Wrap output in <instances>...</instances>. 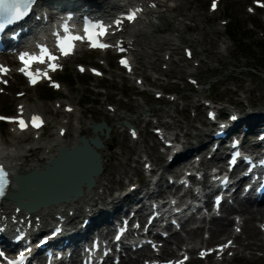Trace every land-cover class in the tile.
<instances>
[{
    "label": "rangeland",
    "instance_id": "obj_1",
    "mask_svg": "<svg viewBox=\"0 0 264 264\" xmlns=\"http://www.w3.org/2000/svg\"><path fill=\"white\" fill-rule=\"evenodd\" d=\"M210 1L190 0L189 7L179 16V19L184 20L189 25L195 26L198 24L200 28H205L209 33L204 34L201 29L199 30L197 28L185 31L182 37L187 39L188 42L180 40L181 48L177 54H173L175 59L181 58L185 60L183 47L190 46L196 55L195 60L198 61L196 64L199 67L193 66L192 62L187 61L191 65L184 68L185 72L180 84H173L172 80H176L173 78L156 84L155 91H176V95L179 97V108L174 109L173 104H167L164 100L157 101L154 92L142 94L141 97L143 99L137 97L139 94H137V89L134 87V82L123 81L119 76L112 78L110 75L111 72L106 75L105 79L81 76L76 70V64L84 63L91 65L97 61L103 62L104 60L98 58L97 54L80 57L71 61L66 68L65 74L58 76V79L61 80L63 86L66 88V92L54 93L47 90L45 86L28 91L27 96H30H26V98L29 99V103L32 105L43 104L47 106L57 101L61 104L65 101V103L75 104L80 109L79 119L81 124L88 125L106 121L112 127L111 138L105 141L106 147L112 146L111 151L108 150V152L117 153L120 156L121 162V165H118L119 161L107 159V164L110 165L109 170L112 172L115 171L112 182L114 188L117 189L119 187L121 191L125 192L130 189L131 184L136 183L139 174L133 173L131 169L135 167L136 163L134 159L139 154L142 157H144V154H147L149 159L153 163H157V165L164 162V160L158 157L159 150L156 149L154 139L150 132L155 127L154 122L157 121V118L160 121L168 122L171 118L167 116V113L177 116L180 124L185 126V131L195 135L199 132L198 129L204 128L203 123L206 119L201 101L204 102L206 99L224 101L230 103L229 106H238L240 110H243L246 104H248L249 98L253 97L258 105L264 108V12H258L257 15H251L248 12V7L253 5V0H223L220 10L214 14V17H210L208 15ZM193 9H197L205 14L206 17L201 23L200 21L191 22L187 20ZM215 27L223 29L221 38L212 32ZM176 34L179 35L178 32L174 33L172 30H164L163 32H156L153 35L159 38L174 36ZM196 38H204L207 41L215 38L216 42L210 45L213 54L204 52L201 43L192 42ZM223 39L227 40L231 46L229 52L230 57L228 59H224L218 54L223 49ZM141 41V44H143L144 42H150L151 39L141 37ZM165 52H162V55ZM96 58H98L97 61ZM158 65L160 67L166 66L164 65V61L158 62ZM112 66V71H118L120 73L113 60H111ZM139 67L137 76L150 84L151 81L147 78L148 69L142 66V64ZM192 71L195 73L194 76L199 80L203 90L196 91L193 88L191 89V86H188L186 78L192 76ZM101 87L105 90H102ZM251 87L254 89L253 92H248V88ZM23 89V86L21 88H12L8 90L7 94L0 95V114L14 115L16 113L19 100L11 101L9 97L11 95L16 97L15 94ZM102 91L106 92L101 94ZM71 98H73V101H71ZM244 98L245 100H242ZM195 100H200L198 102V112L193 107ZM138 101L143 102V110L141 111L136 107ZM185 104H190L192 107H189L188 111L182 110ZM108 105H112L113 109H117L116 113L108 110ZM46 115L48 120L53 122V125H56L58 120L63 119V116L55 115L54 109L47 112ZM119 115L121 116L120 118L118 117ZM224 115L226 114L224 113ZM75 118H77L76 112L73 113V116L70 115L67 120H71L72 124ZM149 119L154 122L147 124L146 120ZM118 122H129L138 125L142 131L141 138L145 140L144 144L146 147L141 149L139 145L137 148H133L128 131L126 129L123 130L121 124ZM10 128L0 125V131H2V135L6 139L9 138V133L12 130ZM56 130V126H49L48 132L46 133L47 135L56 133ZM74 133V131L69 132L66 139L72 138ZM88 136L90 137L92 134L88 132ZM195 143L193 141V144ZM142 150L145 152H142ZM40 155L41 153H38L36 156ZM128 156L130 157V161L127 164L126 158ZM142 157L137 163L140 169L146 160V158L144 160ZM170 175V172L165 174V179H163L164 184L167 183V178ZM120 176L121 184L119 182ZM202 239L203 236L200 235L197 241H202ZM212 241H217V239H213ZM213 243L210 242L209 244L212 245ZM193 264L207 263L194 262ZM223 264H264V260L258 258L256 262L247 263L245 260L237 258Z\"/></svg>",
    "mask_w": 264,
    "mask_h": 264
},
{
    "label": "bare ground",
    "instance_id": "obj_2",
    "mask_svg": "<svg viewBox=\"0 0 264 264\" xmlns=\"http://www.w3.org/2000/svg\"><path fill=\"white\" fill-rule=\"evenodd\" d=\"M151 1L158 3V8L149 10L146 12V14L143 16V22L141 21L140 24L143 25L141 29H134L130 32V39L129 44H132L136 47V50L134 52L136 60L141 61L144 66H151V64H154V71L160 75V77H155V80H159L162 76H168L171 75L174 78H181L184 71L183 69L175 70L172 66L168 70H163L162 68L157 66L158 60L161 61L162 58L160 53L162 51H169V50H178L179 49V39L180 36L174 35L173 37H154L153 33L154 31L147 30L148 27H153L154 29L157 28L161 31L163 30H172L175 32H178L179 34H184L187 30H193L194 28H197L200 30V26L196 24L195 26H189L187 23H185L183 20L179 19L180 14L189 7L190 0H104L100 3L101 7L103 9L107 10H114V11H121L125 7L138 4L148 5ZM174 2V4H169V2ZM205 14L201 13L197 9H193L191 11V14L188 18L190 21H196L200 23L205 18ZM148 19V21H146ZM214 30V28H213ZM201 31L204 34H209L208 31L205 28H202ZM213 32V31H212ZM221 33V31H219ZM140 36L145 37H152V42L147 43L145 46H140ZM196 42H199L203 45L204 52H207L208 54H213L211 51L210 45L215 42V39L212 38L211 40L207 41L204 38H196ZM225 44L228 45V42L225 41ZM227 48V49H228ZM185 49V48H184ZM108 54V53H107ZM106 54V55H107ZM147 54L156 56L157 58L154 59L153 57H149V61L147 60ZM167 55V53H166ZM225 56V55H223ZM77 57V56H76ZM74 58V57H73ZM1 60H6L5 57H0ZM72 59V58H71ZM109 63V61L107 60ZM147 63V65H146ZM179 64V61L173 60L172 64ZM19 78L17 75H15V81L12 82V85H16V83L19 81ZM193 78V77H190ZM138 78H135V81H137ZM38 87V86H37ZM160 92H155V94ZM11 101H16V98L13 96L10 97ZM27 99H20L18 104H23L25 111L31 112V113H40L44 115L47 110L50 109V107H42L40 105L31 106L30 103H28ZM251 105L257 106L258 103L255 99H250ZM194 103H197L195 101ZM67 105L73 106L71 104H64L62 108L64 109ZM138 108H140L142 105L141 103H138ZM175 107H177V104H175ZM52 108V107H51ZM57 114L63 113L59 110H56ZM173 117V122L168 123H162L163 126H166L168 128H171L172 125H174L175 128H179L181 130H184L185 128L179 123V121L176 120V116ZM242 119L244 122L248 124L256 123L257 121H261V115L260 111L255 112H247L245 115L242 116ZM50 124V122H49ZM60 124V122H59ZM68 123L61 122V126L57 128V131L55 134H51L47 138H43L41 135L40 139H35V135H33V142L34 143H25V146L21 147L19 149V146L24 142L27 141V134L22 133L21 135L17 136L15 132H11L9 135L11 137V140H6L2 137H0V160H2L7 166L10 167V171L13 175V177L21 174H26L28 172H31L32 170H37L39 172H45L46 165L51 162L52 159L58 156L59 151L61 149H67L72 150L73 147L81 145L79 142V137L81 135L86 136V138L90 139L88 137V132H92V129L87 125H82L79 122L74 124V129L76 130V135L71 139H65V137H60V131L65 128ZM159 128V127H157ZM69 129H72V126H69ZM130 130V128H129ZM195 135H191L188 132H185L183 134L184 138L190 139H200L201 137H206L208 139V142L210 143L213 140L212 134H210L208 131L198 130ZM93 133V132H92ZM2 135V132H0ZM98 136L101 140L103 139L102 133L97 132L94 134L93 137ZM172 136L175 138L177 142L182 141V135L179 132H174ZM193 136V137H192ZM144 143V140L142 141ZM138 143H134L133 147H136ZM188 148V146H185V149ZM108 149L104 145V148L98 149L97 152L101 155L102 159V166H103V172L99 176H95V185L93 188H88L86 185L82 186L83 194L80 198H78L76 201H73V199L67 203V205L59 204L57 206L53 205L47 209H36L35 215L40 216L43 221L48 223L51 219H54V216L56 214H62V208L63 207H69L65 210V212L68 214L69 211L73 210L75 213V216L68 217V221L71 224H76L77 219L84 215L83 209H86L88 207H111L114 212L116 210H119L123 203L127 202L131 198V193H127L124 197L122 196H113L115 190L113 189V185H111V182L113 178L111 177L113 173L109 171L106 167L107 161L106 158L110 157L113 160H119L120 157L116 155V153L111 152L108 153ZM41 152V157L34 156L35 154ZM168 154H166L167 156ZM165 155H160L161 158H164ZM181 154L176 155L174 157V161L164 167V171L169 172L172 166L181 158ZM128 160V159H127ZM147 163H150L149 160H146L143 163V166H145ZM135 171H139L137 168L134 169ZM82 172V169L79 171H72V173H61L60 176H56V179L58 181V184L61 186H66L70 182V178L73 179L75 176L79 175V173ZM164 178V174L161 175L160 181ZM35 188V187H33ZM19 190V184L17 181H14L12 186V192H17ZM133 194V193H132ZM112 197V199L109 201L108 198ZM32 198H26L24 199L25 202L32 201ZM16 203L5 200L2 206L3 214H15L16 211ZM56 209H60L61 212L56 211ZM243 214L245 216V225H244V234L247 239V242H243L242 236L238 237V243L240 244L238 253L242 254V257L249 258L251 261L255 260V247L257 249H264V243H262V237L261 232L259 229L255 226V220L258 218L264 217V208L258 209V210H251L249 208H246V210L243 211ZM27 213L25 210H22V212L19 214L18 219L25 218ZM53 217V218H52ZM83 222V221H82ZM236 224L232 223V221H228L226 224L221 222L220 220H217L214 223V228L211 232L212 237L214 239L217 238H223L225 236H229L232 234V227H234ZM200 235L199 231H192L190 232L189 236L191 239H196ZM177 239H180L177 237ZM200 249H198L199 251ZM249 251V253H247ZM198 253V252H197ZM131 264V263H130Z\"/></svg>",
    "mask_w": 264,
    "mask_h": 264
},
{
    "label": "snow or ice",
    "instance_id": "obj_3",
    "mask_svg": "<svg viewBox=\"0 0 264 264\" xmlns=\"http://www.w3.org/2000/svg\"><path fill=\"white\" fill-rule=\"evenodd\" d=\"M23 2L26 5L34 3V0H0V10L4 12L9 11H15L16 15L13 16V19L19 18L20 15L23 13L20 12L19 9V3ZM259 3V0H257ZM155 7V5H152ZM260 7H264V3L259 4ZM213 8H215V3L213 4ZM139 9H137L134 12H131L127 19L128 20H135L136 15ZM119 23V22H117ZM67 31V29H65ZM86 36H74V35H67L62 38H59L57 41V48L59 49V52L62 56H68L72 54V51L74 49V41L77 40H83L87 39L92 47L96 48H107L109 47L106 43H101L99 41V37H103L106 35V29H104L103 26H99L98 31H90L89 29H85ZM19 59L21 63L23 64V67L19 69L25 76L28 77L29 82L32 85H35L39 82L41 78L43 79H50L48 76V71H41L40 69H36L35 71L32 70L33 64H47V69L50 71H56L59 67L57 61L59 59L58 56L54 55L46 46H39V53H29V52H23L20 54ZM121 63H123L125 66H127V61L122 60ZM83 71V69H81ZM8 69L4 68L3 66H0V73L7 74ZM99 74V73H97ZM6 82V81H5ZM55 87H59V85H54ZM22 95V94H21ZM23 106H21L22 108ZM0 120H9V122L17 123L20 130L24 131L28 126L29 123L32 127L39 128L41 127L43 121L42 118L38 115H35L31 118L30 122H26L23 118L18 119H12L8 117H2L0 116ZM6 176V173H4L3 166H0V177ZM3 188L4 185L0 183V195H3ZM239 230V229H238ZM119 239V237H117ZM231 242H229L230 244ZM228 247V245L221 246V251L223 248ZM201 255H205V253H202ZM24 254L21 253L19 256V261H23ZM9 264H17V261H10ZM168 264H173V262H168ZM175 264H183V261L175 262Z\"/></svg>",
    "mask_w": 264,
    "mask_h": 264
},
{
    "label": "water",
    "instance_id": "obj_4",
    "mask_svg": "<svg viewBox=\"0 0 264 264\" xmlns=\"http://www.w3.org/2000/svg\"><path fill=\"white\" fill-rule=\"evenodd\" d=\"M83 142H84V146L83 147H80V148H76L73 150V152H67V151H63V154L60 158H58L57 160L53 161L52 162V165H53V170L56 169L58 166H60L62 164V162H66V161H70V160H73V161H76L75 158L77 157H80L84 154H86L88 152L89 156H97V158H93V159H89L87 157V161L88 163L90 164H94L96 166V168H94L92 171H91V175L89 176V178L91 179L92 175L94 174H98L102 169H101V166H100V157H98V155L90 148L89 144H88V141L86 139L83 138ZM82 160H86L84 159V157H82L81 161ZM92 160V162H91ZM95 160V161H94ZM93 168V167H92ZM90 168V170L92 169ZM49 172V173H52V171ZM33 175V176H38L39 174L37 172H32V174H30V176ZM28 193H32L33 191L29 188L28 190ZM77 192L80 194L81 193V190L79 187H77ZM55 199L57 197H54ZM60 197L58 196V199ZM17 199V198H16ZM36 199L38 200H41V196L39 197L38 195H36ZM50 197H45V198H42L41 200V204H44V205H48L50 203Z\"/></svg>",
    "mask_w": 264,
    "mask_h": 264
}]
</instances>
